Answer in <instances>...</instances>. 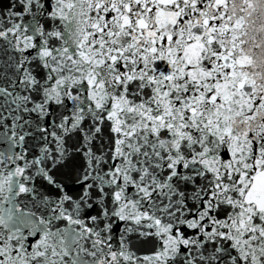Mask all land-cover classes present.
<instances>
[{"label":"snow or ice","instance_id":"snow-or-ice-1","mask_svg":"<svg viewBox=\"0 0 264 264\" xmlns=\"http://www.w3.org/2000/svg\"><path fill=\"white\" fill-rule=\"evenodd\" d=\"M0 264H264V0H0Z\"/></svg>","mask_w":264,"mask_h":264}]
</instances>
